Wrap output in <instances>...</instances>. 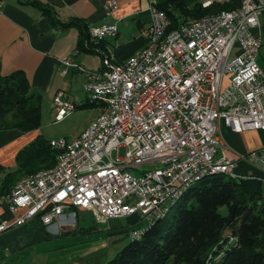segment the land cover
<instances>
[{
  "label": "built area",
  "instance_id": "2783aa9c",
  "mask_svg": "<svg viewBox=\"0 0 264 264\" xmlns=\"http://www.w3.org/2000/svg\"><path fill=\"white\" fill-rule=\"evenodd\" d=\"M4 3L0 0V11ZM159 6L151 0V22L143 31L146 45L122 68L110 65L105 55L97 73H88L72 57L61 62L62 74L76 70L86 75L85 90L93 100H111L116 120L101 110L96 125L73 143L74 155L45 176V185L16 184L9 208L21 213L0 223V236L37 219L59 235L64 228H76L78 209L92 213L97 224L136 217L151 226L176 190L202 178L203 171H236L243 161L264 173V147L231 156L220 131L222 121L238 134L264 131V64L258 60L261 41L253 34L261 25L264 0H249V13L233 21L183 23V33L172 34V41L157 40L170 24ZM106 8L117 10L118 1L108 0ZM88 34L100 45L116 37L118 28L101 25ZM155 43H165V50L148 53ZM53 106L55 123L78 108L63 92ZM64 140H51V148L58 151ZM121 149L125 158L119 157ZM142 235L143 229H137L130 238Z\"/></svg>",
  "mask_w": 264,
  "mask_h": 264
},
{
  "label": "crops",
  "instance_id": "0c3cea01",
  "mask_svg": "<svg viewBox=\"0 0 264 264\" xmlns=\"http://www.w3.org/2000/svg\"><path fill=\"white\" fill-rule=\"evenodd\" d=\"M107 1L5 0L0 11L1 74L8 76L23 72L29 80L31 91L41 94L43 99L51 103L57 93L63 92L78 106L89 104L90 107H99L100 111L95 114L91 121L93 122L101 114L102 107L86 92V75L76 70L67 75L62 74L61 62L72 57L88 73H97L102 68L104 55H113L119 63L126 61L145 47L143 31L151 22V0H117L118 8L113 12L107 11ZM157 1L163 5L171 0ZM181 1L190 10L195 6L207 8L206 5L211 0ZM38 5L50 8L53 19L44 15ZM169 9L176 11V18L180 23L195 19L192 15L182 14L173 6ZM73 21L80 23L83 28L87 27L89 33L92 27L115 24L118 34L114 38L101 40L100 45L95 44V37H90L89 43L84 42L86 48L83 50L79 48L82 41L81 29L78 26L62 29L58 24ZM260 23V27L253 30V34L261 41L258 60L264 64V15L260 17ZM220 131L223 144L231 156H245L264 147V131L249 130L238 134L223 121L220 122ZM40 137L45 138L41 127L29 132L17 129L0 130V223L12 222L21 213L15 214L10 210L7 196L20 180L26 178L21 179L24 173L19 168V154ZM222 155L221 149L218 156ZM236 174L239 177L260 175L258 169L243 161L238 162ZM129 218H134L133 222L137 221L136 217ZM76 229L67 232L63 230L59 235H69ZM30 230L32 229L23 230L20 227L0 236V264H53L50 256L53 248L46 245L43 246L46 249L36 246L53 240L56 235L47 230L48 233L37 240V237L30 236ZM54 264L65 263L59 261Z\"/></svg>",
  "mask_w": 264,
  "mask_h": 264
},
{
  "label": "trees",
  "instance_id": "16d2710c",
  "mask_svg": "<svg viewBox=\"0 0 264 264\" xmlns=\"http://www.w3.org/2000/svg\"><path fill=\"white\" fill-rule=\"evenodd\" d=\"M241 4L242 0H228L224 4L214 3L207 8L195 6L189 10L181 0H171L159 8L170 19V30H175L183 23L170 6L200 19L237 10ZM38 7L53 19L50 8ZM58 24L62 29L78 26L82 37L79 48L85 50L84 42L90 40L87 27L74 21ZM41 103L42 95L31 91L23 72L4 76L0 65V130H38L41 127ZM84 106L91 105L80 107ZM50 142L40 137L19 154L22 178L55 165L60 152L53 150ZM223 207L227 208V215L220 213ZM170 210L163 218L152 220L140 238L131 239L104 264H264V185L261 181L225 175L206 178L188 188ZM27 228L32 229L30 236L37 240L47 232L39 219L22 227L23 230Z\"/></svg>",
  "mask_w": 264,
  "mask_h": 264
},
{
  "label": "rangeland",
  "instance_id": "374dc122",
  "mask_svg": "<svg viewBox=\"0 0 264 264\" xmlns=\"http://www.w3.org/2000/svg\"><path fill=\"white\" fill-rule=\"evenodd\" d=\"M226 86L227 83L225 81L224 87ZM80 106L65 120L54 123L55 110L53 103L43 99L42 96L41 128L45 138L48 140L65 138L67 139L65 141L69 144L77 139L79 137L78 135H81L88 128V125L92 123L91 121L95 114L100 111L99 107ZM125 153V149H121L119 157L125 158ZM117 154L116 151L113 152V160L117 158ZM220 213L227 215V208H221ZM76 214L77 229L64 228L66 232L75 229L76 231L65 236H53V240L36 246L43 249H46V247H43L44 245L48 248H53L54 251L50 254L53 264L59 261L65 264H104L113 259L131 242V232L137 229H145L149 225L145 220L139 218L136 222H133L134 218L129 217L112 218L109 222L97 224L92 213L88 211L78 209Z\"/></svg>",
  "mask_w": 264,
  "mask_h": 264
},
{
  "label": "bare ground",
  "instance_id": "6f19581e",
  "mask_svg": "<svg viewBox=\"0 0 264 264\" xmlns=\"http://www.w3.org/2000/svg\"><path fill=\"white\" fill-rule=\"evenodd\" d=\"M228 0H212L211 5L216 4H224ZM249 13V0H242L241 7L234 11H222L216 15L211 16H205L199 19L200 22H211V21H217L221 19H226V21H233V19H237L239 15L241 14H248ZM165 18H168L165 14ZM198 21V19L189 20L188 22L184 24H192L193 22ZM171 22L170 24L164 25V31H159L157 33V40H164V41H172V34L173 36H181L183 33V24L180 25L178 29L170 30ZM101 41V40H100ZM160 50H165V43H155L153 45L148 46V53H159ZM107 60H109V64L114 66V68H122V62H116L113 55H109L106 57ZM94 101L99 103L102 107V111L109 113V120H116V113H113V104L111 103V100L108 97L104 96H96L94 97ZM98 118H101V114L98 116ZM93 125H96V119L86 128V130L79 136L81 137L84 133L88 131L90 127H93ZM78 138L72 141L70 144L67 141H62L60 144V148L58 150L59 156L57 158V161L55 165L46 170H42L35 175L28 176L22 180H20L17 184H30V185H45V176H49L53 174V172H56L62 165L63 161L67 160L69 157L74 155V144L77 143ZM218 175H225L229 178L233 179H239V176L236 174V171L234 170H221V169H210L208 171L202 172V178L197 179L194 182L188 183L184 188L176 190L173 199L169 203L168 206L163 207V211H160L157 215H155L152 220H156L159 218H163L165 214L170 210V206L176 202L179 197L190 187L193 185L199 183L200 181L211 178ZM247 179V178H245ZM250 179H257V180H264V173H260V175L253 176V178ZM14 192V189L10 192V194L7 196V202L8 205L11 204V197Z\"/></svg>",
  "mask_w": 264,
  "mask_h": 264
}]
</instances>
